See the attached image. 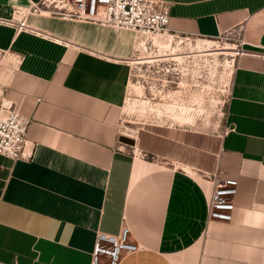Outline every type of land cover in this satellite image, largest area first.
Listing matches in <instances>:
<instances>
[{
  "label": "crops",
  "instance_id": "1",
  "mask_svg": "<svg viewBox=\"0 0 264 264\" xmlns=\"http://www.w3.org/2000/svg\"><path fill=\"white\" fill-rule=\"evenodd\" d=\"M0 0L15 36L5 97L30 120L27 157L0 156V264H91L98 232L123 226L120 264H264V0H165L168 30L243 39L217 132L159 127L128 146L118 117L134 33ZM18 59V60H17ZM236 179L229 222L208 221L214 182Z\"/></svg>",
  "mask_w": 264,
  "mask_h": 264
},
{
  "label": "rangeland",
  "instance_id": "2",
  "mask_svg": "<svg viewBox=\"0 0 264 264\" xmlns=\"http://www.w3.org/2000/svg\"><path fill=\"white\" fill-rule=\"evenodd\" d=\"M12 16L17 18L13 19L16 22L22 14L15 12ZM9 26L0 25V102L4 104L9 102L5 89L13 80L17 67L13 54H17L13 47L15 32ZM159 36H171L168 48L156 46L155 39ZM143 39L146 48L142 50L136 47L135 38V51L129 63L126 98L117 123L120 137L136 142L146 131H157L163 126L202 132L220 130L226 119L237 56L203 52L196 45L211 41L215 45L212 48L229 46L235 49L234 38L230 35L187 36L169 31L138 38L139 41ZM140 57L151 62L139 63L137 58Z\"/></svg>",
  "mask_w": 264,
  "mask_h": 264
},
{
  "label": "built area",
  "instance_id": "3",
  "mask_svg": "<svg viewBox=\"0 0 264 264\" xmlns=\"http://www.w3.org/2000/svg\"><path fill=\"white\" fill-rule=\"evenodd\" d=\"M53 5L50 8V6ZM42 9L69 20L85 21L112 29L132 32L135 38L167 34L169 3L165 0H43L30 9H17L22 17L15 28L28 29L26 18ZM235 56L244 53L243 39L237 37ZM30 120L12 102H0V156L12 160L27 157L25 146ZM238 182L224 179L214 182L207 210L208 221L229 222L235 208ZM130 230L125 225L117 235L98 232L91 253V264H120L124 256L138 251L129 240Z\"/></svg>",
  "mask_w": 264,
  "mask_h": 264
},
{
  "label": "bare ground",
  "instance_id": "4",
  "mask_svg": "<svg viewBox=\"0 0 264 264\" xmlns=\"http://www.w3.org/2000/svg\"><path fill=\"white\" fill-rule=\"evenodd\" d=\"M170 40H171V36H167V37L159 36L158 38L155 39V44L159 49L160 48L166 49L170 46ZM136 43L138 45V46H136L137 48L142 49V50L146 48V41L144 39L140 40V41L137 39ZM213 46H215V45L211 41H205L204 43H198L196 45V47L201 49L200 51H203V52L213 51V52H216L217 54H227V55H231V56L235 55V52H232L233 50H235L233 47L225 46V47H221V48H218V47L212 48ZM144 59H146V57H140V58H137V61L139 63L151 62V60L145 61ZM130 61H132V60H130Z\"/></svg>",
  "mask_w": 264,
  "mask_h": 264
},
{
  "label": "water",
  "instance_id": "5",
  "mask_svg": "<svg viewBox=\"0 0 264 264\" xmlns=\"http://www.w3.org/2000/svg\"><path fill=\"white\" fill-rule=\"evenodd\" d=\"M119 140H120L121 143L128 144L130 146L135 145V141L133 139H130V138L120 137Z\"/></svg>",
  "mask_w": 264,
  "mask_h": 264
}]
</instances>
